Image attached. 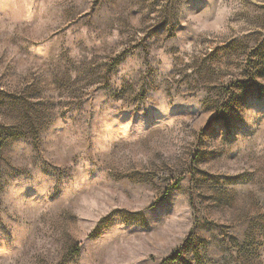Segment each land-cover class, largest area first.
Wrapping results in <instances>:
<instances>
[{
	"label": "rangeland",
	"instance_id": "374dc122",
	"mask_svg": "<svg viewBox=\"0 0 264 264\" xmlns=\"http://www.w3.org/2000/svg\"><path fill=\"white\" fill-rule=\"evenodd\" d=\"M0 264H264V0H0Z\"/></svg>",
	"mask_w": 264,
	"mask_h": 264
},
{
	"label": "trees",
	"instance_id": "16d2710c",
	"mask_svg": "<svg viewBox=\"0 0 264 264\" xmlns=\"http://www.w3.org/2000/svg\"><path fill=\"white\" fill-rule=\"evenodd\" d=\"M177 251L173 252L170 256L167 257L169 260H175L177 258Z\"/></svg>",
	"mask_w": 264,
	"mask_h": 264
}]
</instances>
